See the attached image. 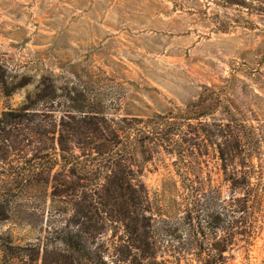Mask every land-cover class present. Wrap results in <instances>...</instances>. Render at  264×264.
<instances>
[{
  "label": "rangeland",
  "instance_id": "374dc122",
  "mask_svg": "<svg viewBox=\"0 0 264 264\" xmlns=\"http://www.w3.org/2000/svg\"><path fill=\"white\" fill-rule=\"evenodd\" d=\"M44 78L116 122L203 116L243 124L258 142L247 202L227 178L233 166L222 169L217 137L188 135L198 158L188 186L166 144L137 146L130 163L148 196L156 259L110 251L92 264H264V0H0V115ZM48 207L13 204L0 237L15 251L0 264H86L50 234Z\"/></svg>",
  "mask_w": 264,
  "mask_h": 264
},
{
  "label": "trees",
  "instance_id": "16d2710c",
  "mask_svg": "<svg viewBox=\"0 0 264 264\" xmlns=\"http://www.w3.org/2000/svg\"><path fill=\"white\" fill-rule=\"evenodd\" d=\"M46 81L19 108L0 115V183L4 188L0 224L8 220L17 201L32 204L49 199L50 234L86 264L102 262V255L110 251L115 258L141 251L154 261L156 252L148 241L152 235L148 196L130 162L137 146L143 149L146 143L157 141L162 147L164 143L177 159L174 166L182 183L188 186L189 170L198 160L194 140L188 135L200 130L218 138L214 144L222 169L227 172L233 166L227 178L234 189L242 188L243 199L248 201L249 178L260 166L252 163L258 142L243 124L201 123L203 116L172 113L116 122L101 110L82 105L85 101L58 95ZM4 88L7 97L15 90ZM107 231L113 233L108 246L102 241ZM10 243L9 237H0V253L6 259L15 251Z\"/></svg>",
  "mask_w": 264,
  "mask_h": 264
}]
</instances>
